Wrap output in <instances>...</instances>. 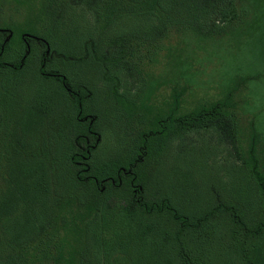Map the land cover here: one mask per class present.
I'll use <instances>...</instances> for the list:
<instances>
[{
	"label": "trees",
	"instance_id": "1",
	"mask_svg": "<svg viewBox=\"0 0 264 264\" xmlns=\"http://www.w3.org/2000/svg\"><path fill=\"white\" fill-rule=\"evenodd\" d=\"M17 1L25 20L0 22V264H264V131L238 113L258 74L195 96L188 58L203 43L263 54L264 0ZM109 108L130 151L99 153ZM194 131L230 143L238 194L185 203L149 177L159 145Z\"/></svg>",
	"mask_w": 264,
	"mask_h": 264
},
{
	"label": "rangeland",
	"instance_id": "2",
	"mask_svg": "<svg viewBox=\"0 0 264 264\" xmlns=\"http://www.w3.org/2000/svg\"><path fill=\"white\" fill-rule=\"evenodd\" d=\"M32 3V1H31ZM25 6V4H23ZM17 0H0V22H23L26 11L24 6H20ZM19 8L16 9V8ZM21 9V10H20ZM4 26H0V30ZM169 50L175 51V46L169 44ZM233 43L206 44L195 46L190 50L191 55V78L192 92L195 96H215L228 74L235 72L250 71L258 74L256 79L251 80L246 89L241 92L239 98V123L246 128L250 123L261 127L264 131V53H257V46H243L240 51ZM184 55V54H183ZM167 60V59H166ZM161 61L158 65L159 70H165L167 61ZM162 73V72H161ZM162 74L169 76V69ZM193 95V96H194ZM107 122L113 119L111 132H108V138H105L100 146L99 153L115 152L122 150L130 151L136 141V134L129 131L128 126L123 127L117 120L120 114L117 108L108 109ZM112 113V114H111ZM111 114V115H110ZM114 117V118H113ZM110 124V123H109ZM122 124H126V121ZM134 129L132 128V131ZM200 133L206 138L210 137L212 143H217V150L212 147L211 141L207 146L202 140L194 141L199 138ZM192 140L187 142L172 138L165 140L159 145L160 151L155 159L148 162L149 177L156 178L157 183L170 188L173 186V192H176L175 198L181 199V202L193 203L195 199L200 200L197 195H206L210 188H219L224 192L238 194L239 186L242 182L238 181V175L222 170L221 163H226L221 157H235V151L228 141L218 140V136L213 132H192ZM113 140V141H112ZM148 178V177H147ZM187 186L181 187L180 184Z\"/></svg>",
	"mask_w": 264,
	"mask_h": 264
}]
</instances>
